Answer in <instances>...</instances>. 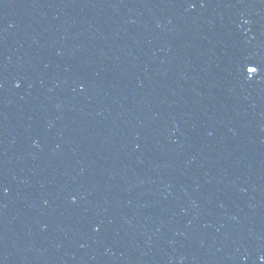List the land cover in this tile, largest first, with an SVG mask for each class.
<instances>
[{"label":"water","instance_id":"water-1","mask_svg":"<svg viewBox=\"0 0 264 264\" xmlns=\"http://www.w3.org/2000/svg\"><path fill=\"white\" fill-rule=\"evenodd\" d=\"M0 264H264V0H0Z\"/></svg>","mask_w":264,"mask_h":264},{"label":"snow or ice","instance_id":"snow-or-ice-1","mask_svg":"<svg viewBox=\"0 0 264 264\" xmlns=\"http://www.w3.org/2000/svg\"><path fill=\"white\" fill-rule=\"evenodd\" d=\"M248 71H249V72H254L255 69H254V68H249Z\"/></svg>","mask_w":264,"mask_h":264}]
</instances>
